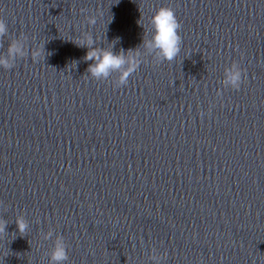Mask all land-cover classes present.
I'll list each match as a JSON object with an SVG mask.
<instances>
[{"label": "water", "instance_id": "water-1", "mask_svg": "<svg viewBox=\"0 0 264 264\" xmlns=\"http://www.w3.org/2000/svg\"><path fill=\"white\" fill-rule=\"evenodd\" d=\"M160 6L182 42L156 64ZM0 18V55L25 50L0 68V264H51L49 231L65 264H264V0H0ZM85 33L141 51L127 85L88 76Z\"/></svg>", "mask_w": 264, "mask_h": 264}, {"label": "clouds", "instance_id": "clouds-1", "mask_svg": "<svg viewBox=\"0 0 264 264\" xmlns=\"http://www.w3.org/2000/svg\"><path fill=\"white\" fill-rule=\"evenodd\" d=\"M95 15H87L88 24L96 23ZM143 26V24H141ZM150 28V37L144 39L143 46L150 52H154V63L159 64L162 61H173L181 50L182 38L179 34L180 24L171 7L160 6L155 9L148 20ZM8 27L0 18V35L5 34ZM79 46H87L88 51L84 59L93 61L88 65V76L96 80L112 79L114 87L119 88L127 85L129 77L135 73L142 63V53L139 49L112 51L111 46L106 48L92 47L93 40L90 34L85 33L76 40ZM25 50L20 40H13L8 47L7 55H0V68L11 69L14 67L15 57H23ZM33 62L43 60L44 50L42 45L37 44L31 51ZM244 69L236 61H232L223 69L221 84L225 88L239 89L242 82ZM115 74V75H113ZM218 94L220 90H217ZM17 230L24 233L28 229V222L21 214L16 217ZM3 232V221L0 220V233ZM52 238L51 248L48 255L51 264H65L68 261V251L65 239L62 235L49 231L44 234V239ZM160 256L153 255L152 260L155 264H160Z\"/></svg>", "mask_w": 264, "mask_h": 264}]
</instances>
